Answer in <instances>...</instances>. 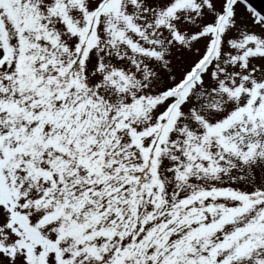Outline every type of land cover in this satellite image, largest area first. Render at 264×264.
I'll return each instance as SVG.
<instances>
[{
    "label": "snow or ice",
    "instance_id": "snow-or-ice-1",
    "mask_svg": "<svg viewBox=\"0 0 264 264\" xmlns=\"http://www.w3.org/2000/svg\"><path fill=\"white\" fill-rule=\"evenodd\" d=\"M0 264H264V2L0 0Z\"/></svg>",
    "mask_w": 264,
    "mask_h": 264
},
{
    "label": "rangeland",
    "instance_id": "rangeland-1",
    "mask_svg": "<svg viewBox=\"0 0 264 264\" xmlns=\"http://www.w3.org/2000/svg\"><path fill=\"white\" fill-rule=\"evenodd\" d=\"M262 2H264V0H262Z\"/></svg>",
    "mask_w": 264,
    "mask_h": 264
}]
</instances>
